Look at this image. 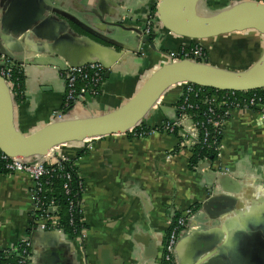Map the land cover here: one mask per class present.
Returning <instances> with one entry per match:
<instances>
[{"label":"crops","instance_id":"0c3cea01","mask_svg":"<svg viewBox=\"0 0 264 264\" xmlns=\"http://www.w3.org/2000/svg\"><path fill=\"white\" fill-rule=\"evenodd\" d=\"M158 2L0 0V54L14 61L51 59L72 65L98 58L109 69L99 95L86 97L66 118L119 108L169 63V52L191 45L203 47L211 65L229 70H245L259 59L263 41L256 33L204 41L180 37L157 18ZM233 2L199 0L197 10L213 14ZM124 39L128 47H141L142 55L117 46ZM21 71L24 101L15 102L14 122L28 135L60 119L66 91L61 73L50 66ZM183 91L179 85L168 89L142 124L157 128L174 119ZM190 149L179 148L175 136L161 132L62 147L57 157L72 161L81 183L82 242L34 230L31 177L0 172V250L27 238L36 264H163L175 217L190 211L178 245L179 264H264V109L229 111L213 163L191 171ZM195 205L200 209L192 212Z\"/></svg>","mask_w":264,"mask_h":264},{"label":"water","instance_id":"95a60500","mask_svg":"<svg viewBox=\"0 0 264 264\" xmlns=\"http://www.w3.org/2000/svg\"><path fill=\"white\" fill-rule=\"evenodd\" d=\"M199 0H159L156 15L161 24L177 36L194 41L254 32L261 36L263 50L259 59L245 70H229L210 63L181 60L167 63L153 72L138 91L119 108L99 116L66 118L70 111L60 114V119L49 123L31 134L18 130L14 122L15 98L6 81L0 76V152L9 158L31 159L33 163L47 157L58 147L83 144L106 136L126 135L138 127L156 106L163 94L173 86L190 84L221 92H252L264 89V4L258 1L234 0L232 6L213 14L203 15L197 10ZM100 22L104 23L100 17ZM93 28H99L93 27ZM153 38L150 35L147 40ZM128 39L117 43L125 52L142 55V49L127 46ZM24 52H29L23 51ZM16 68L30 65L50 66L63 73L69 67H81L98 63L104 67L105 76L109 69L94 58L84 64L72 65L51 59L14 61L6 52L1 53ZM55 157V156H54ZM59 161L61 157H55ZM204 163L201 167L209 165ZM58 235L64 233L49 232ZM176 246V262L178 245ZM36 264V263H35Z\"/></svg>","mask_w":264,"mask_h":264},{"label":"built area","instance_id":"2783aa9c","mask_svg":"<svg viewBox=\"0 0 264 264\" xmlns=\"http://www.w3.org/2000/svg\"><path fill=\"white\" fill-rule=\"evenodd\" d=\"M260 3L264 4V0H260ZM149 31H147V34ZM205 53L203 47L200 45H194L193 48H183L177 52H169L167 55L168 62H178L181 60L191 61H204ZM13 64L6 58L0 57V76L6 81L9 88L13 89L14 83L12 82ZM105 70L102 65L98 63L88 64L81 67H69L65 72L61 73V79L65 84V100L63 103V110L69 111L76 104L83 101L86 97H96L100 93V86L103 81ZM183 86L186 95L195 93L193 85L185 84ZM216 98L212 97L210 103L216 102ZM197 107L187 102V96L184 97L183 103L176 110V117L172 120H167L160 124L159 127L150 130L146 135L138 134L136 128L130 130L127 134H131L133 139H140L146 137L155 132H161L172 135L174 130L177 129L176 136L182 140L181 146L193 147L197 143L198 129L204 132V142L209 133L205 130L204 124L193 122L187 115V110L196 109ZM234 107L233 109H236ZM244 108H253L257 110H263L264 105L261 104L260 99L255 95L252 96L249 101L244 105ZM208 113L212 115V109L208 110ZM229 114V112H227ZM205 123H212V127L220 128L223 125L222 121L214 119L213 117L207 116ZM88 144L89 142H85ZM85 147H89L88 145ZM217 150L219 145L216 146ZM61 147L54 148L47 157L42 160H38L35 163L31 159H14L9 158L0 152V161L3 163L5 173H25L29 175L33 181V187L31 190V198L33 202L32 216L37 215L33 221V227L35 230L40 232H57L64 233L62 227L58 224V218L56 216L57 207L53 202L44 203V198H40L39 194L43 192L45 185H49L50 181L45 178H50L58 172L62 171V165L68 163V159L61 158L59 161L57 153ZM219 151V150H218ZM55 156V157H54ZM66 180L63 185V192L66 196L71 194V189L68 182L71 181V173L62 175ZM44 180V181H43ZM81 188V183H79ZM70 213L71 217L69 223H73L75 209L73 206L75 202H70ZM79 208V209H78ZM78 215L80 216L79 223L82 225V215L80 209V200L78 201ZM191 212L187 211L182 217L177 218L172 223L171 228L166 236L165 244L163 247L162 262L163 264H177L176 262V246L184 233L188 219L191 217ZM84 238L83 228L79 230L78 236L75 238L78 242H82ZM5 254L15 255L17 258L16 264H35V256L31 251L29 240L22 238L15 246L4 250ZM7 264H14L9 262Z\"/></svg>","mask_w":264,"mask_h":264},{"label":"trees","instance_id":"16d2710c","mask_svg":"<svg viewBox=\"0 0 264 264\" xmlns=\"http://www.w3.org/2000/svg\"><path fill=\"white\" fill-rule=\"evenodd\" d=\"M254 34L250 35L252 37ZM245 39V38H243ZM248 40V39H245ZM194 45H191L189 48H193ZM205 53V59L202 62L208 63L207 61V52ZM13 64V63H12ZM14 66V65H13ZM234 66H231L230 68H233ZM12 82L14 83V87L12 89V94L15 98V102L18 104L22 103L24 101V77L21 69L16 68L14 66L13 72H12ZM195 93H191L189 95H186L185 89L183 91V96L180 98L178 103L176 104L175 108L182 105L184 97L187 96V102L195 107L196 109H190L187 110V115L190 117V119L193 122H198L201 124H204L205 130L209 133L208 137L206 138V143L204 142V132L200 129H198V136H197V143L191 147V156L189 159V169L191 171H195L199 169L204 163H213L217 157H218V150L216 148L217 145H219V142L222 139L223 136V125H221L220 128H214L212 127V123L206 124L205 119L207 116L210 115V117H213L214 119H217L219 121H222L224 124L225 121L228 120V114L230 110H232L234 107L238 108H244V105L249 101V99L252 96H256L258 99H260L261 104L264 105V89L262 90H256L252 92H221L216 91L212 89L207 88H200L197 86H194ZM212 97H215L217 100L216 102L210 103V99ZM212 109V115L208 113V110ZM247 109H253V108H247ZM257 110V109H253ZM166 122V121H165ZM155 129L153 128H147L144 124H140L138 127H136V131L138 134L146 135L150 130ZM177 129L174 130L173 136H175L178 139V147H181L182 140L179 139V137L176 136ZM129 138H133L131 134H127ZM0 172L5 173V170L3 168V163L0 161ZM66 173H71L72 178L71 181L68 182V185L71 189V194L69 196H66L63 192V185L66 183V180L62 175ZM7 174V173H5ZM50 181L49 185H45L43 188V192L39 194L40 198H44V203H50L53 202L57 207L56 216L58 218V224L62 227L64 230V234L70 235L73 238H76L78 236L79 230L84 228L83 225H80L79 220L80 216L78 213V201L80 200V193L81 188L79 187V179L77 170L72 164L71 160H68V163H65L62 165V171L56 173L50 178H45L44 180ZM43 180V181H44ZM70 202H75L76 206H73V211L75 209V215L73 219V223L70 224L69 220L71 217L70 213ZM200 209L199 205H195L191 208L192 212H196ZM37 215L33 216V221ZM177 220L179 217H175ZM34 229V227H33ZM35 230V229H34ZM17 258L15 255L8 254L4 252V250H0V264H7L9 262H12L16 264Z\"/></svg>","mask_w":264,"mask_h":264},{"label":"rangeland","instance_id":"374dc122","mask_svg":"<svg viewBox=\"0 0 264 264\" xmlns=\"http://www.w3.org/2000/svg\"><path fill=\"white\" fill-rule=\"evenodd\" d=\"M230 1H231V0H230ZM243 35H245V34H243ZM247 35H248V34H246L245 36H247ZM245 63H246V62H244V63H240L239 65H241V64H242V65H245ZM237 66H238V65H237Z\"/></svg>","mask_w":264,"mask_h":264},{"label":"bare ground","instance_id":"6f19581e","mask_svg":"<svg viewBox=\"0 0 264 264\" xmlns=\"http://www.w3.org/2000/svg\"><path fill=\"white\" fill-rule=\"evenodd\" d=\"M11 62V61H10ZM12 63V62H11Z\"/></svg>","mask_w":264,"mask_h":264}]
</instances>
